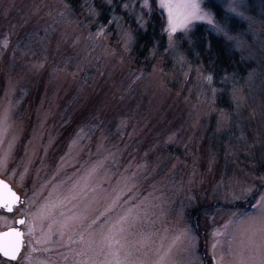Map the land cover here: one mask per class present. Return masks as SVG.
Instances as JSON below:
<instances>
[{"label": "rangeland", "instance_id": "374dc122", "mask_svg": "<svg viewBox=\"0 0 264 264\" xmlns=\"http://www.w3.org/2000/svg\"><path fill=\"white\" fill-rule=\"evenodd\" d=\"M94 1H79L78 21L66 0H0V115L8 114L0 173L31 177L34 211L49 198L59 205L38 226L63 228L71 247L97 260L101 233L128 215L116 230L136 264L165 255L168 264H217L212 233L264 195V0H238V14L227 10L231 0H201L213 23L193 20L175 33L160 0H148L150 10L145 0L121 3L110 19L125 53L126 19L142 27L154 6L165 18L173 91L156 69H127L105 28L90 30ZM196 25L224 37L244 74L215 83L187 61L176 36L191 38ZM74 185L76 198L60 204ZM231 259L225 253L220 264Z\"/></svg>", "mask_w": 264, "mask_h": 264}, {"label": "snow or ice", "instance_id": "6c2138e0", "mask_svg": "<svg viewBox=\"0 0 264 264\" xmlns=\"http://www.w3.org/2000/svg\"><path fill=\"white\" fill-rule=\"evenodd\" d=\"M159 6L167 10L170 33H175L178 27L186 28L193 20H207L209 24L213 23L210 13L202 7L201 0H160ZM145 7L150 10L148 0H145ZM239 7L238 0H231L227 10L233 14H238ZM4 46H7V42ZM7 119V112L0 115V130H2ZM3 164L4 162L0 161V167ZM92 171L94 172L95 169ZM90 175L91 173H89ZM77 188L78 185H74L59 203L63 204L65 201L70 203L74 200ZM247 191L251 192V189ZM116 199L118 200L119 197ZM115 202L113 201V204ZM58 206L55 201L49 198L45 203L35 206V211H33L34 206L30 202L22 201L9 184L0 180V213H15L16 216L21 217L14 219V222L19 225L28 224L27 217L30 214L33 215L34 222L28 225L29 237H32L35 231V221L50 219ZM251 207L255 209L254 212L234 213L222 230L216 229L212 233L214 241L212 243L213 260L216 259L218 248L221 253L217 264L223 261L225 253L232 258L230 264H264V195H260ZM108 211H111V207ZM5 218L0 214V219ZM78 219L79 217L76 215L66 217L61 227H66ZM127 220L128 215L121 216L112 228H109L106 233H101L100 247L95 255L96 257H103L102 259L97 260L92 256H87V251L81 250L77 255L87 256V259L79 261L78 264H136L131 259V253L118 238L116 230V225H122ZM92 223L96 224L97 221L93 220ZM51 227L52 224H49V232H51ZM119 231H123V229L120 228ZM95 235L96 233L90 234V242H94L91 238H94ZM24 237L25 233L15 227L0 231V258L4 259L5 264H32V253L37 249L34 246H29V250L22 255V250L26 248ZM43 238V236L36 238L34 243L39 244ZM176 239H180V237ZM80 242L85 243L83 236H81ZM157 264H168L167 256L160 257Z\"/></svg>", "mask_w": 264, "mask_h": 264}, {"label": "trees", "instance_id": "16d2710c", "mask_svg": "<svg viewBox=\"0 0 264 264\" xmlns=\"http://www.w3.org/2000/svg\"><path fill=\"white\" fill-rule=\"evenodd\" d=\"M79 1L83 2L84 0H66L68 7L73 11L72 15L78 21H82L83 6L82 3L80 5ZM116 2V7H106L99 0L94 1L93 4L98 16L90 30L95 31L99 27L105 28L108 33L105 36L106 43L114 47L116 52L123 55L127 69L143 73L144 75L156 69L161 74L166 87L173 91L175 86L170 80V75L174 67L168 50L169 40L165 34L166 21L162 13L154 6L142 27L126 19L125 22L132 32V42L129 51L125 53L120 47V42L115 35L110 19L112 14L117 15L119 13L120 4L124 3L125 0H119L120 3L116 0ZM221 12V9H215V13L220 19H222L220 17ZM231 29L234 30L235 26L232 25ZM189 37L191 38L186 39L183 34H178L176 36L178 47L184 53L187 61L191 65L202 67L204 72L212 78L213 82L216 83L223 77L244 74L245 67L243 63L238 60L236 54L231 52L230 45L224 37L215 35L204 25H196L193 34ZM223 101L221 97L218 98L219 106H222L221 103Z\"/></svg>", "mask_w": 264, "mask_h": 264}, {"label": "flooded vegetation", "instance_id": "af4514ba", "mask_svg": "<svg viewBox=\"0 0 264 264\" xmlns=\"http://www.w3.org/2000/svg\"><path fill=\"white\" fill-rule=\"evenodd\" d=\"M13 165V167H15ZM12 168V166H11ZM0 180H4L9 184L14 191L21 197V200L25 203H31L33 205V181L30 178L22 179L20 181L15 175L12 176V170L8 169L0 173ZM34 211V209H33ZM5 219H0V231H6L9 227H15L20 231L25 233V245L26 248L22 250V255L25 251L29 250V246H34L37 251L32 253L33 262L32 264H78L79 261L87 259L91 251L87 256H79L77 253L81 251V246L71 247L70 233H67L63 228L60 229L59 235L52 234L49 229H43L42 226H38V221H35V231L33 236L28 235V225L34 222L33 215L27 217L28 224L19 225L14 222V219H19L21 217L16 216L15 213H0ZM46 231V232H45ZM44 237L41 239L39 244H35L34 240L36 238ZM69 243V244H68ZM77 245L76 243H73ZM90 244L88 245V247ZM86 249L87 247L84 246ZM87 250V249H86ZM96 259V258H95ZM0 264H5L3 258H0Z\"/></svg>", "mask_w": 264, "mask_h": 264}]
</instances>
